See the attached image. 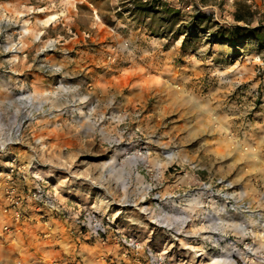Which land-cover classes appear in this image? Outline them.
<instances>
[{"label": "rangeland", "instance_id": "1", "mask_svg": "<svg viewBox=\"0 0 264 264\" xmlns=\"http://www.w3.org/2000/svg\"><path fill=\"white\" fill-rule=\"evenodd\" d=\"M166 86L177 109L157 114ZM12 158L20 188L39 174L56 195L36 210L51 245L29 249L0 220V264L131 261L115 234L164 264H264V171L249 172L264 158V0H0V170ZM196 173L236 212L204 207Z\"/></svg>", "mask_w": 264, "mask_h": 264}, {"label": "built area", "instance_id": "2", "mask_svg": "<svg viewBox=\"0 0 264 264\" xmlns=\"http://www.w3.org/2000/svg\"><path fill=\"white\" fill-rule=\"evenodd\" d=\"M6 167L4 170H0V213H2L6 221L2 225V230L7 234L17 233L21 227L24 226V222L29 218L28 212L25 211V206L27 204H35L37 208L40 206H45L47 209H51L54 207L55 201V193L48 192L46 190L44 179L39 176V174H33L29 181L35 183L33 186H28L25 184L26 189H22L19 187L22 180H25V165L19 164L15 159L7 161L5 164ZM175 170V168H173ZM187 173L183 172V178L187 177ZM191 177L195 180L193 183L199 184L200 192L206 195V199H203V206L209 207V204H213L217 201V199L225 198V202L227 203L228 210H232L236 212V204L232 195H228V192L224 190V194L221 192L222 186L221 180L218 179H210L205 181L201 179L199 175L193 174ZM49 193V194H47ZM186 193V203L185 206L190 208H197L195 197L197 193L196 191H192L190 189L185 190ZM201 208H204V207ZM249 206H245L242 204V211L246 212ZM72 214L75 216V222L79 220L78 216L80 215V209H72ZM83 216L86 215L89 219V232L92 236H98L99 233L104 232L103 226L99 223L97 218L91 215L87 211H83ZM186 218V217H185ZM110 243L113 244L114 247L121 249L120 255L122 257H129L132 262L135 264H164V258L158 254H153L149 249L141 252L140 245L136 240L126 236L115 234L111 236L109 240ZM253 241H246L243 244V250L246 254L245 260L247 258L252 259L255 255V250L253 246ZM127 247V249H123ZM147 256V259L145 258ZM262 256V255H261ZM261 259V258H259ZM244 264V262L242 263Z\"/></svg>", "mask_w": 264, "mask_h": 264}, {"label": "crops", "instance_id": "3", "mask_svg": "<svg viewBox=\"0 0 264 264\" xmlns=\"http://www.w3.org/2000/svg\"><path fill=\"white\" fill-rule=\"evenodd\" d=\"M141 87H143V89H146V85L142 86V84H141ZM151 89L152 90L156 89L155 84L152 83V88ZM162 92L165 93L164 96H166L165 97L166 101H169L168 102V106L161 107L160 105H158V107H153L152 110L155 113H157V114H162V115L170 114L172 111L177 109V106L175 105V94L170 89H167V86H166V89L163 90ZM143 124H145V123L143 122ZM148 124H150V122ZM152 124H160V123L153 122ZM206 124H216V123L207 122ZM253 158L254 157H252V159ZM260 167L264 171V158H260L259 163L257 164V166H255L254 169H253V167H249V169H250L249 172L252 171V170L253 171H257V169L260 168ZM211 178H214V176H211ZM36 210H40L43 214H48V212L51 211V209H47L43 205L40 206V208H37L35 204H27L25 206V211L28 212V216H29L28 220H29V222H26V224L23 226L24 230L23 229H22L23 231L21 230V234L24 236L23 237L24 243L26 244L27 247H29V249L33 248L35 245L38 246V248H43V247L46 248L45 246H47V248H48V246L51 245L50 244L51 240L49 239L51 237L49 235L50 230L44 228L43 224H41L40 221L37 220L36 216H42V214H40ZM57 210H59V208H56V211ZM0 220H2L3 223L6 221V218H5V216L2 213H0ZM55 221H53V223H52V221L49 220V223H52L51 224L52 231H53V227H55L56 229H57V227H61L62 228V224H58V225L54 226V224H56ZM65 224H66V222H65ZM40 232L43 233V235H42L43 237L40 235L41 234ZM31 244H33V245H31ZM40 253H42V251L41 252H37V254L34 255L35 258H38V259L40 258V261H43V259L45 260L44 256L38 255ZM44 253H46V252H43V254ZM125 261H127V260H124L122 263L124 264ZM127 262H128V264H133L131 261H127Z\"/></svg>", "mask_w": 264, "mask_h": 264}, {"label": "trees", "instance_id": "4", "mask_svg": "<svg viewBox=\"0 0 264 264\" xmlns=\"http://www.w3.org/2000/svg\"><path fill=\"white\" fill-rule=\"evenodd\" d=\"M234 20L239 22V21H242V18L236 15V16H234ZM238 29H240V28L238 27L237 24H235V25L233 26V29H231V30H232L231 32H233L234 30L237 31ZM242 35H243V34H242ZM248 36H249V35H248ZM248 36H245L244 39H246ZM256 37H257V36H256ZM260 39H262V35H261V34L258 35L257 40H260ZM226 41H227V43H235L236 45L241 43V42H238V41H239V38H237V37H232V35H231V36H230V35L227 36ZM237 42H238V43H237ZM237 46H238V45H237Z\"/></svg>", "mask_w": 264, "mask_h": 264}, {"label": "bare ground", "instance_id": "5", "mask_svg": "<svg viewBox=\"0 0 264 264\" xmlns=\"http://www.w3.org/2000/svg\"><path fill=\"white\" fill-rule=\"evenodd\" d=\"M179 97H176L175 100H177ZM174 155H168V158L172 159Z\"/></svg>", "mask_w": 264, "mask_h": 264}]
</instances>
